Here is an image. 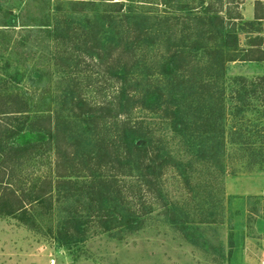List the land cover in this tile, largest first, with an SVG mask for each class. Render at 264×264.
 <instances>
[{"label":"rangeland","instance_id":"374dc122","mask_svg":"<svg viewBox=\"0 0 264 264\" xmlns=\"http://www.w3.org/2000/svg\"><path fill=\"white\" fill-rule=\"evenodd\" d=\"M215 10L231 13L225 26L237 36L224 69L214 53ZM132 60L138 65L124 74ZM173 63L180 66L174 79ZM192 72L195 106L185 110L200 119L217 109L216 134L193 128L184 135L165 116L166 104L152 111L136 102L149 86L167 92ZM0 90L28 95L30 116L53 120L72 117L77 100L109 110L108 121L124 116L118 103L129 106L169 158L146 185L129 167L90 160L84 148L59 159L33 117L22 123V113H0L3 127L24 124L11 142L44 143L0 154V194L8 183L28 189L48 175L61 182L52 197L27 204L26 214L0 210V264L263 263L264 0H0ZM122 207L137 220L109 217ZM68 208L78 211L80 233L62 229Z\"/></svg>","mask_w":264,"mask_h":264},{"label":"trees","instance_id":"16d2710c","mask_svg":"<svg viewBox=\"0 0 264 264\" xmlns=\"http://www.w3.org/2000/svg\"><path fill=\"white\" fill-rule=\"evenodd\" d=\"M220 11L221 10H215L213 15H210L209 19L211 18L210 23L214 29L213 39H217L219 43L214 51L218 59V67L224 69L225 60L230 61L235 59L234 55H230L227 52L229 51L228 49L234 50L237 43V36L233 32H228L225 26L226 22L223 17L225 16L226 19H231V17H233L231 13H228V16L224 15L221 17L218 14ZM237 17L241 18L239 12ZM30 31L32 30L30 29ZM173 47L175 48V53L182 52L178 51V46L173 45ZM224 48L227 49L225 50ZM188 63L185 62L186 65H188ZM137 65V60L128 62L124 74L132 73ZM173 66L174 67L170 68V72H168L172 79H174V77L178 78V76H176V71L180 70L178 64L173 63ZM163 67L165 66L162 65V69ZM157 74L158 76L161 75L162 71L159 70ZM187 76V79L184 78V80L182 79L177 83L172 82V86L167 92L162 90L163 87L160 84L149 86L146 88L148 91L141 95V98L138 97L136 102H139L140 108L152 111L156 109L160 110L161 106L166 104V108H164L165 116L171 120L175 129L183 125L184 135H192L191 132H193V128H196L198 135L209 134L210 132L216 134L220 125H217V122L221 114L219 116H214L216 118L215 121H213L212 118L214 115L213 113L217 112V109L213 107L210 108V110L208 109L200 119H195L194 116H191L193 112L189 114L188 111L185 110L186 107L191 109L195 106L192 104L194 102L190 100V96L193 89H195V83H197V78L193 77L194 72H192V75ZM154 90L158 91V93L155 94L156 91ZM30 99L31 97L28 95L27 97H19L18 95L9 94V92L5 93L3 90H0V113H22L23 116L19 120H22V123H25L33 117L31 122H35L36 130L39 133L48 136L49 139L51 138L49 146L54 149L55 156L59 159H65L67 157L68 160H73L78 156V152L84 148L85 152H81L87 153L90 160L97 159L99 160V164L102 161H108L120 169L125 166L129 167V170H134L138 176L137 178L144 181L146 185L153 184V181L161 174L160 171L169 163V158L160 153L158 143L152 139L150 132L145 128V120L143 118H134L132 116V109L129 108V106L124 107L123 104L118 103V111H121L118 113L123 112L124 116L118 118L117 114H115L113 120L108 121L107 117L111 114L109 110L106 111L107 109L102 106H89L90 104L86 103L84 100H77L76 104L78 111L73 113L72 117H67L62 120L57 117L53 120L51 114H48L45 118L41 115L30 116V108L33 105ZM125 108L126 110H124ZM10 125H6L5 127L0 125V128H4L3 130L5 131L3 143L0 138L1 155L6 154L7 156H11L15 152H25L29 149L31 150L33 147H35L33 151H38L40 148H43V142H36L27 146H20L17 143L11 142L9 139L13 136L14 129L21 128L24 124L19 127L14 125L11 127ZM211 138H213V136ZM218 149H216V153H218ZM99 164L98 168H100ZM86 165L90 167L89 160L86 161ZM55 171L56 168L53 172ZM59 176L62 175L59 174ZM39 179L40 181L38 180L39 182H37L34 187L28 189L18 188L17 190L12 188L10 186L11 184L8 183L6 186L9 187L7 189H10V191L0 194V210L8 214L16 212L26 214L28 210L27 204L32 205L35 202L45 201L49 195V197H52L54 188L58 190L60 187V180H54L51 175ZM100 189L101 188H94L90 191H96L101 194ZM68 210V218H66L62 229L66 230L68 227L75 229L76 233H80L81 229L79 225L83 223L82 220H80L77 209L75 208L72 211V208H68ZM109 217L115 222L118 219L117 224L127 225L128 223L136 221L138 214L126 211V209L122 207L118 214L112 212ZM110 218H106L107 221H110ZM64 235L66 236L67 233Z\"/></svg>","mask_w":264,"mask_h":264},{"label":"built area","instance_id":"2783aa9c","mask_svg":"<svg viewBox=\"0 0 264 264\" xmlns=\"http://www.w3.org/2000/svg\"><path fill=\"white\" fill-rule=\"evenodd\" d=\"M262 264H264V261H263V263Z\"/></svg>","mask_w":264,"mask_h":264}]
</instances>
